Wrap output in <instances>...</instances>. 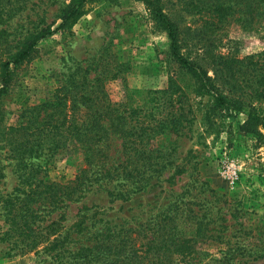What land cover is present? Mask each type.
<instances>
[{
	"label": "rangeland",
	"instance_id": "1",
	"mask_svg": "<svg viewBox=\"0 0 264 264\" xmlns=\"http://www.w3.org/2000/svg\"><path fill=\"white\" fill-rule=\"evenodd\" d=\"M68 1L0 0V28L11 33V48L27 31L54 28L60 9ZM153 1L176 24L183 50L197 59L208 75L213 57L241 60L234 76L242 87L236 94L246 97L256 75L252 63L258 60L263 44L258 33L243 28L236 0L230 15L223 17L212 8L221 0ZM83 7L85 12L68 29L42 38L29 58L10 65V80L0 95V236L6 227L1 198L16 185L10 156L29 131L20 125H26L29 109L43 102L69 75L79 79L86 74L103 76L100 89L124 112L128 128L134 130L135 118L140 115L145 128L140 138L158 148L160 158L155 168L160 164L165 167L150 180L154 185L129 192L125 200L112 199L94 185L79 202L69 203L64 223L75 220L82 202L103 212V218L130 219L135 213L141 218H163L176 213L179 233L186 236L193 235L195 219L206 224V235L211 238L198 244L207 253L200 257V264H213L208 258L220 257V251L227 248L236 249L230 264H264V144L257 145L254 135L239 128L249 108L244 106L236 114L212 122L205 119L208 96L193 91V79L168 55L165 31L143 0H92ZM247 100L257 113L264 111V100ZM171 114L180 125L168 131L163 124ZM31 125L44 127L41 123ZM37 129L32 130L30 139ZM119 145L117 134L109 131L103 152L116 158L121 153ZM30 161L41 166L39 177L46 174L49 180L60 183L73 179L84 167L78 151L56 154L46 172L45 155ZM168 162L183 169L169 182L164 180L173 173ZM230 166L237 172L233 183L226 173ZM200 181L205 184L200 186ZM38 215L45 220L43 207ZM0 264H45V251L18 253L9 242L0 240Z\"/></svg>",
	"mask_w": 264,
	"mask_h": 264
},
{
	"label": "trees",
	"instance_id": "2",
	"mask_svg": "<svg viewBox=\"0 0 264 264\" xmlns=\"http://www.w3.org/2000/svg\"><path fill=\"white\" fill-rule=\"evenodd\" d=\"M89 1L92 0H69L60 9L59 23L54 28L42 26L27 31L12 46L14 50L9 43L12 40L8 39L11 33L0 28V95L5 93L9 83L10 65H18L29 58L42 38L56 30L68 29L85 12L83 6ZM143 2L151 7L156 23L165 31L168 55L193 79V91L208 96L205 119L212 122L211 119L236 114L247 106L246 119L239 128L254 135L257 145L264 144V134L260 131H264V111L257 113L247 100H264V0L235 2L243 17L239 19L243 28L250 27L258 33L263 44V49L257 53L258 60L252 63L256 75L253 84H248L247 98L241 92L236 94V90L241 91L242 87L234 76L239 71L237 64L241 60L222 55L213 57L212 72L208 75L202 64L183 50L176 24L160 11L155 1ZM232 2L221 0L212 8L219 17L230 15ZM235 67L237 69L234 70ZM102 77L83 74L76 79L69 75L43 102L29 109L26 125H20L21 129H29L27 137L14 147L10 156L14 161L16 185L11 193L1 198L6 227L0 240L9 242L18 253L45 251V264H200V257L207 253L198 247L210 234L206 235V224L199 219L193 221V235L186 236L183 232L179 233L174 217L176 213L163 218H141L137 213L130 219L103 218V212L93 210L92 205L82 202L75 220L68 225L64 223L69 203L79 202L94 185L112 199L125 200L129 192L154 185L150 180L156 179L165 167L160 164L155 168L154 165L158 164L156 159L160 158L158 148L140 138L145 129L140 115L135 118L136 125L132 130L127 127L124 112L105 98L99 86ZM34 123H41L44 127L37 129V126L31 125ZM179 123L178 118L171 114L163 127L171 131ZM8 128L13 129L11 126ZM36 129V136L30 139V133ZM109 131L120 139L121 153L116 158L103 152ZM132 133L134 137H131ZM77 151L82 155L84 167L77 171L73 179L63 183L49 180L46 174L45 178L39 177L41 166L30 161L45 155L46 172V166L56 154ZM1 167L0 164V176ZM182 171V166L174 164L172 175L164 180L169 182ZM199 184L202 186L205 183L200 181ZM42 207L45 209V220L38 215ZM219 238L215 236L214 239L227 244ZM235 250H221L220 257L211 256L207 261L230 264Z\"/></svg>",
	"mask_w": 264,
	"mask_h": 264
},
{
	"label": "built area",
	"instance_id": "3",
	"mask_svg": "<svg viewBox=\"0 0 264 264\" xmlns=\"http://www.w3.org/2000/svg\"><path fill=\"white\" fill-rule=\"evenodd\" d=\"M226 173H227L228 178L230 179V182L233 183L234 178L237 175L236 169L230 166L229 168H227Z\"/></svg>",
	"mask_w": 264,
	"mask_h": 264
}]
</instances>
